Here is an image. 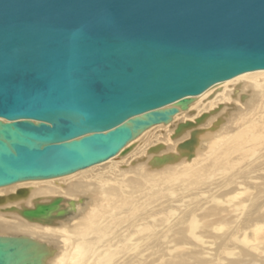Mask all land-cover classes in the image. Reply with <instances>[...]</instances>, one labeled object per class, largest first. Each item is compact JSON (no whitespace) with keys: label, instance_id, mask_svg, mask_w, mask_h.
Instances as JSON below:
<instances>
[{"label":"water","instance_id":"obj_1","mask_svg":"<svg viewBox=\"0 0 264 264\" xmlns=\"http://www.w3.org/2000/svg\"><path fill=\"white\" fill-rule=\"evenodd\" d=\"M261 70L264 0H0V187L105 162L163 107ZM30 248L0 238V264Z\"/></svg>","mask_w":264,"mask_h":264},{"label":"bare ground","instance_id":"obj_2","mask_svg":"<svg viewBox=\"0 0 264 264\" xmlns=\"http://www.w3.org/2000/svg\"><path fill=\"white\" fill-rule=\"evenodd\" d=\"M187 99L105 162L1 186L0 238L46 240L44 264H264V70ZM57 198L48 217L22 216Z\"/></svg>","mask_w":264,"mask_h":264},{"label":"rangeland","instance_id":"obj_3","mask_svg":"<svg viewBox=\"0 0 264 264\" xmlns=\"http://www.w3.org/2000/svg\"><path fill=\"white\" fill-rule=\"evenodd\" d=\"M222 105H220L219 107H218V109L216 108L215 110H213V112H212V116L214 117V116H216L218 113H220V109L222 108L221 107ZM211 116V117H212ZM208 118H205V120L203 121V122H201L200 124H199V126L200 125H204V124H207V122L209 121V119H211V117H209V116H207ZM133 139V138H132ZM131 139V140H132ZM130 140V141H131ZM129 141V142H130ZM128 144V143H127ZM127 144L124 146V147H127ZM161 144L162 143H160L159 145H157V146H160V148H161ZM160 148L158 149L159 151H161L160 150ZM136 149V147L134 146L133 147V149H130V150H128L127 148L125 149V153H127V155H130L134 150ZM126 155V154H125ZM132 158V156L131 157H129L128 158V161L130 160ZM130 161H132V159L130 160ZM91 201V202H90ZM90 203H92V200L91 199H89V198H86L85 199V201H84V204H85V206L87 207ZM59 215V214H58ZM81 216L82 215H80L79 213L78 214H72V215H70V216H68V217H65V218H63V219H66L65 220V222H71V223H73V222H75V221H77V220H79V218H81ZM59 218H61V217H58V216H56V218H55V220L56 219H59ZM53 221V220H52ZM58 221V220H57ZM52 222V224H57L58 222ZM48 222H50V221H48ZM8 238H16V239H20V240H24V241H27L28 242V244H31V248H30V250L28 251L29 253L28 254H30L29 256H27V260H28V264H44L45 262H46V259L49 257V255L51 256V251H50V249H49V247L47 246L49 243L48 242H46V240L44 241V240H39V239H37V240H35V239H30V238H27V237H8ZM25 238V239H24ZM34 240V241H33ZM248 240H249V242H251L252 244H250L249 245V249L251 250V251H253L254 253H257V254H259V256H262V251L261 250H256V249H253V245H254V242L256 241V236H255V234H254V232H253V230H250V231H248ZM40 241V242H39ZM48 261V260H47Z\"/></svg>","mask_w":264,"mask_h":264}]
</instances>
